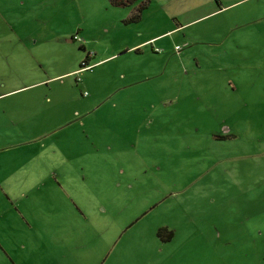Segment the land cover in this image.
Returning <instances> with one entry per match:
<instances>
[{
    "label": "rangeland",
    "instance_id": "rangeland-1",
    "mask_svg": "<svg viewBox=\"0 0 264 264\" xmlns=\"http://www.w3.org/2000/svg\"><path fill=\"white\" fill-rule=\"evenodd\" d=\"M259 1L0 0V264H264Z\"/></svg>",
    "mask_w": 264,
    "mask_h": 264
},
{
    "label": "crops",
    "instance_id": "crops-1",
    "mask_svg": "<svg viewBox=\"0 0 264 264\" xmlns=\"http://www.w3.org/2000/svg\"><path fill=\"white\" fill-rule=\"evenodd\" d=\"M202 1H205V3L207 1L212 2V0H202ZM216 1L215 2L217 3V6H219L221 4L220 2H224L227 5L219 6V7H217V9L215 11H217L218 9H221V8H225V7L231 6V5H234L233 7H237L239 5H235V4H237V3L241 2V1H245V0H216ZM259 2L260 3H258L256 5V7H255V8H257V13L254 14L253 16L251 15L252 18L248 19V21H246V24H250L252 22H260L264 18V0L263 1L261 0ZM179 26L177 25V27L173 28L172 30L178 28ZM170 31H171V29H167V30H164V31H161V32L157 33V35L148 36V37L144 38L143 40H139L138 42H136L135 44H133L131 46H127L125 48V50L128 51V52H132V50L133 51L137 50V49H135V47L138 46V45H142L143 44V47L148 45V44L150 45L153 42H155L158 38L160 39V37L162 38L163 36H167ZM231 38H232V42L234 44H237V43L240 42V39L238 40V38H236V37H231ZM241 42H246V41H241ZM18 168H21V167H18ZM21 216L23 217L22 214H21ZM2 218H3V214H0V234H2L3 232L7 231L6 229L3 228ZM0 246H1V243H0ZM1 250L3 252L7 253V251L5 249L2 248ZM10 262H11V264H24L23 263L24 260H22V258L16 259V261L15 260H10ZM45 263H46V261L39 260V259L32 260L31 262H28V260L26 261V264H45Z\"/></svg>",
    "mask_w": 264,
    "mask_h": 264
},
{
    "label": "trees",
    "instance_id": "trees-1",
    "mask_svg": "<svg viewBox=\"0 0 264 264\" xmlns=\"http://www.w3.org/2000/svg\"><path fill=\"white\" fill-rule=\"evenodd\" d=\"M131 0H110V2L113 4V5H125L127 2H129ZM216 1V0H215ZM217 2V1H216ZM80 66L83 65V61L79 64ZM157 235H159V231L157 232Z\"/></svg>",
    "mask_w": 264,
    "mask_h": 264
}]
</instances>
